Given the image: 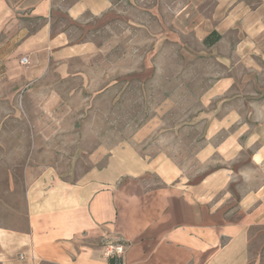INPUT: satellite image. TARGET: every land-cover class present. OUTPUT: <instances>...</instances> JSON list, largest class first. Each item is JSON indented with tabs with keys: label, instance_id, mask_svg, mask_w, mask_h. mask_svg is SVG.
Segmentation results:
<instances>
[{
	"label": "rangeland",
	"instance_id": "374dc122",
	"mask_svg": "<svg viewBox=\"0 0 264 264\" xmlns=\"http://www.w3.org/2000/svg\"><path fill=\"white\" fill-rule=\"evenodd\" d=\"M114 1L107 22L50 17L75 44L46 63L27 38L44 36L48 17L0 14L1 224L23 225L27 186L45 172L74 180L110 162L115 176L144 170L145 188L197 185L223 164L215 147L233 126L217 121L264 88V32L219 27L216 0ZM213 30L220 38L204 45ZM23 55L27 67L15 63ZM169 169L175 177L165 183L157 171ZM245 264H264V225L248 229Z\"/></svg>",
	"mask_w": 264,
	"mask_h": 264
},
{
	"label": "crops",
	"instance_id": "0c3cea01",
	"mask_svg": "<svg viewBox=\"0 0 264 264\" xmlns=\"http://www.w3.org/2000/svg\"><path fill=\"white\" fill-rule=\"evenodd\" d=\"M62 3L59 10L54 0H0V14L27 10L48 17L40 29L45 35L27 38L42 49L46 63L54 51H61L57 58L67 57L66 49L75 44L62 29H51L50 17L62 12L75 20L87 13L107 22L116 7L114 0ZM216 5L225 16L219 27L245 23L253 36L264 32V0L250 9L243 0ZM23 56L28 64H20L22 56L15 63L27 67L29 55ZM254 93L233 109L232 120L225 115L217 121L219 128L233 126L215 147L223 164L197 185L145 188L144 170L124 169L115 176L110 162L74 180L45 172L27 186L23 225L0 222V264H110L112 256L123 264H245L248 229L264 225V88ZM157 173L165 183L175 177L172 169ZM117 242L123 252L105 254V246Z\"/></svg>",
	"mask_w": 264,
	"mask_h": 264
},
{
	"label": "built area",
	"instance_id": "2783aa9c",
	"mask_svg": "<svg viewBox=\"0 0 264 264\" xmlns=\"http://www.w3.org/2000/svg\"><path fill=\"white\" fill-rule=\"evenodd\" d=\"M20 64L26 65L28 59L22 56L19 60ZM123 252V245L121 242L109 243L105 246V254L107 255H120Z\"/></svg>",
	"mask_w": 264,
	"mask_h": 264
},
{
	"label": "trees",
	"instance_id": "16d2710c",
	"mask_svg": "<svg viewBox=\"0 0 264 264\" xmlns=\"http://www.w3.org/2000/svg\"><path fill=\"white\" fill-rule=\"evenodd\" d=\"M220 38V34L216 32L215 30L211 31L208 35H206L203 39V44L204 45H212L214 44L218 39ZM109 263L110 264H123L121 259L112 256L109 258Z\"/></svg>",
	"mask_w": 264,
	"mask_h": 264
}]
</instances>
